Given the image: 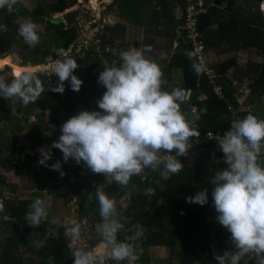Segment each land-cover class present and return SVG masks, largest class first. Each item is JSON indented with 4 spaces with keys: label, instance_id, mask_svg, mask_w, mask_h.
I'll list each match as a JSON object with an SVG mask.
<instances>
[{
    "label": "clouds",
    "instance_id": "obj_1",
    "mask_svg": "<svg viewBox=\"0 0 264 264\" xmlns=\"http://www.w3.org/2000/svg\"><path fill=\"white\" fill-rule=\"evenodd\" d=\"M17 2L0 0V9L11 12ZM262 4L263 0H260L257 6L264 12ZM37 28L29 17L20 24L17 32L31 47L40 43ZM151 51V45L124 51L120 54L119 65H105L98 74V82L106 89L97 100L99 110H81L66 120L61 125L58 140L49 148L42 146L39 149V165L59 171L63 176L60 160L51 165L47 163L52 158V148H56L61 150L63 162L71 158L121 187L127 186L133 176L140 175L145 169L159 170V183L184 169L178 157L188 155L191 138H198L200 130L181 110L188 92L181 87L162 90V68L146 55ZM62 56L63 59L55 62L53 73L57 83L50 91L63 94L67 82L72 91L78 92L83 84V80L74 74L79 65L67 52ZM192 67L197 75L204 71L198 63H193ZM44 90L40 80L33 82L31 71H25L11 83L0 75V96L12 104L17 100L24 104L34 103ZM214 139L228 166L217 171L210 181L214 185L212 202L216 220L231 234L234 249H225L222 254H214V258L218 264H241V261L247 264L246 257L252 255L256 264H264V159H261L264 155V119L249 113L234 121L223 136ZM145 194L156 193L149 186ZM95 199L99 204L102 221L99 235L104 249L97 252L81 244L72 249L73 264L139 259L133 243L118 240L124 223L117 215L115 197L106 194L100 184ZM186 200L203 206L208 203V189L200 190ZM0 210H3L2 202ZM47 217L48 209L43 199L36 198L28 205L25 213L28 225L39 226ZM130 230L134 241L144 235V229L138 223L132 224ZM67 233L69 246L79 242L81 225L72 222Z\"/></svg>",
    "mask_w": 264,
    "mask_h": 264
},
{
    "label": "trees",
    "instance_id": "obj_2",
    "mask_svg": "<svg viewBox=\"0 0 264 264\" xmlns=\"http://www.w3.org/2000/svg\"><path fill=\"white\" fill-rule=\"evenodd\" d=\"M75 1L57 0L54 11L61 12L74 4ZM132 1L151 3L153 0H121L119 3L126 4L131 11V15H134L136 11L134 12L135 6L131 4ZM156 1L161 8V15L174 28L183 22L182 18H176L173 10L174 5L177 3L183 7L182 0ZM249 1H253L257 5L260 0H241V4L238 5H235V0H203V5L206 6L207 10L198 16V28L203 32L204 44L209 48L213 47L215 51L225 52L227 49L247 48L260 51L262 61L255 76L249 78L248 88L250 93L264 95V17L262 12L250 10ZM44 14V10L39 7L38 16ZM1 18L4 29L0 32V56L3 57L5 54L7 55L11 47L12 38L7 36L9 29L14 30L15 37L21 40L23 38L17 32L21 23H12L6 15ZM46 23L50 29L54 30L55 39L62 50L67 52L69 46L77 38L76 26L69 25L65 27L62 23L53 24L48 20H46ZM183 34L184 32L181 30V35ZM221 43H225L226 47L222 48ZM179 44L178 50L170 56L166 67H180L184 84L167 82L162 83L161 87L162 90L166 91H171L173 87H181L185 90L187 88L204 87L206 97L195 102L197 107L204 105V111L200 113L199 119L194 124L200 130V134L205 132L213 134V139L208 142V148L211 151L209 153H198L192 165L186 164L184 157L181 156L180 161L184 164V169L170 177L166 184L159 183L158 178L152 180L147 177L143 178L141 175L133 176L128 184L132 187L128 204L120 215L124 227L118 233V240L125 241L126 238H132L131 225L138 223L143 227L144 235L139 240L134 241L137 245L143 248L165 247L169 249L170 255L176 258L178 264H195L197 256L209 252L213 242L221 254L225 249H233L228 235L216 233L213 230V225L207 220V213L213 208L211 193L214 185L210 181L217 171L228 166L224 161L215 162L222 157V153H220L218 142L214 138L223 136L224 132L230 128L231 107L234 108L236 102L224 83H221L220 86L223 98L216 97L206 80H202L200 75L194 72L192 65L196 61L191 52H184L185 45L182 42ZM23 47L27 49L29 45L24 42ZM104 48L106 49V47ZM74 54L75 56L72 58L79 65L74 74L81 72V79L83 80L81 89L78 92L72 91L70 84L67 82L63 94L50 91V88L57 83L55 74L40 72L35 75V80H40L45 89L34 103H28L32 104L39 112L36 115L35 130H38V124H41L43 116L47 114L50 119L54 120L56 135L60 136L61 125L71 116L78 114L81 110H99L97 100L102 97L106 89L98 82V74L106 64L102 62L95 51L85 52L82 56ZM56 56V54H53L54 58ZM233 64H235L233 58L221 61L216 67L213 66L214 72L223 74ZM114 65H118V63ZM22 66L28 67L31 65ZM4 100L6 99L1 97L0 104ZM16 102L22 106V102L19 100ZM185 105V103L181 105L182 111L185 110ZM249 113L239 111L237 114L238 117H243V115ZM9 115L7 109L0 107V120H7ZM256 116L264 119L262 115ZM31 138L34 139L35 136L31 134ZM193 138H191V141ZM16 142L17 137L13 136L12 148ZM3 149L6 150L8 147L0 143V154ZM261 159H264L263 155ZM35 160V158L28 155H25L22 159H17L13 163L0 159V192L5 175L9 172L16 176L33 173V162ZM57 160L62 163L64 175L61 176L59 171L45 167L44 172L49 178L45 184L48 185L49 190L59 195V191L64 189L69 195L76 197V212L79 217L92 220L93 223H102L99 204L95 199L97 186L102 184L105 193L110 197L114 196L116 202L126 194L124 188L114 181L109 183V180L102 174L91 172L83 164H77L71 158L68 162H63L61 151L52 152L51 161L55 163ZM150 171L151 169H147L145 173L148 174ZM163 184H165L164 189ZM149 186L155 190V195L145 194V190ZM205 188L208 189V203L201 206L187 202V197L194 196L198 191ZM90 196L92 199H89ZM159 199H164L162 205L158 203ZM30 203L29 200L4 201L3 208L6 214L15 216L19 223L14 225L6 222V225L12 230V237L6 239V246L0 254V264H73L72 249L59 245L57 240L60 237L55 239L47 235L49 229L62 234L65 227L44 221L36 227L28 225L25 220V213ZM31 235L40 243L38 246H32L29 240ZM99 238L102 241V238ZM177 243L179 245L178 249H176ZM20 246L25 247L30 253L32 252L33 259H24L18 255L17 251ZM169 264H172L171 259ZM247 264H256L255 257L251 256L247 260Z\"/></svg>",
    "mask_w": 264,
    "mask_h": 264
},
{
    "label": "rangeland",
    "instance_id": "obj_3",
    "mask_svg": "<svg viewBox=\"0 0 264 264\" xmlns=\"http://www.w3.org/2000/svg\"><path fill=\"white\" fill-rule=\"evenodd\" d=\"M56 1L57 0H18L17 4L14 5L11 12L7 11V9H0V23L2 21L1 17L6 15L10 18L12 23H23L27 18L31 17L33 21L38 25L37 31L41 36L40 43L31 47L29 46V48L27 49L23 47V40L15 37L14 30L9 29L7 36L12 38V42L9 52L7 53V55L5 54V56L12 54L13 56L10 57L20 66H45L44 69L40 71L38 70L33 74V81L35 80V75L37 73L46 72L48 74H52L53 71H49L51 69H54L55 62L58 59H63L62 53H65L62 50L60 44L55 39L54 30L50 29L46 23V20H48V15H54L57 13L54 11ZM196 1L202 2V6L206 8V6L203 5V0ZM238 4H241V0H235V5ZM249 6L250 10L261 12L258 9V6L253 1H249ZM39 7L44 10V15L38 16ZM262 7H264V5H262ZM98 8L99 6L94 10H91L92 7L88 3V0H76L75 3L68 8V10L58 12L59 16L63 19L61 22L63 26L67 27L69 25H73L77 28V38L70 45V51H67V53L71 57L75 56L74 53L80 56L89 51H95L97 53V30H94L93 27L97 26L99 23V21L95 20V14L97 13L96 11L98 10ZM107 8H102L104 10H100V17H103V15L107 16L109 14H112L110 13L111 8ZM92 12H96L94 14V17ZM174 13L180 16V13L176 12V8L174 9ZM262 15L264 17L263 13ZM152 23H155L153 19L147 20L148 26L153 25ZM168 26L169 25L161 22L160 30H164V28L168 30ZM3 29L4 25L3 23H1L0 32L3 31ZM143 33L155 34V32L146 29L143 30ZM171 39L172 38L168 36L165 42L168 43V41H170ZM103 49L104 47L100 46L99 50L103 51ZM53 54H56L57 56L54 58ZM210 54H213V51H211ZM212 58L213 60H215L213 66L216 67V65L220 62L218 52H215ZM229 58H234L235 64L229 67L222 74V76H220L219 79L225 82L224 85L227 89L231 90L232 88H234L231 91L234 92L233 96L236 97L238 101H236L237 105L235 106V108H232L233 115H237L238 110H245L247 112L253 111L256 115H262L264 118V102L259 101L258 97L251 95L250 92L246 94L249 82V79L246 78V76L249 75V77L251 78L257 73L259 64L262 61L260 51L254 48H247L236 51L229 50L227 53L223 54L221 60ZM0 75L5 76L8 83H11L14 79L11 73L5 72L1 66ZM76 75L80 78L82 77L81 72H77ZM231 81H233L232 86L230 85ZM243 90L246 92L245 94L247 95V97L242 98V96H240L243 93ZM1 97L3 96H0V98ZM248 99H250L249 102H251L250 106L246 105ZM251 99H255V102H253ZM261 99L264 100V96H262ZM0 107L7 109L10 114L7 120H0V143L3 146L8 147V149L2 150L0 159L8 160L11 163L15 162L17 159H22L25 155L31 156L36 159L33 162V173H29L24 176H16L12 172H9L7 175H5V179H3L4 183L3 185H1L0 202H2L3 204L4 201L7 200H29L32 202L36 198H41L45 201L48 209V217L44 222L55 223V225L58 226L64 225L63 227H65V230L62 232V234H60L56 230L49 229L47 231L48 236L55 239L57 237H60V239L57 240L58 244L67 246L71 249L83 244L89 248L95 249L97 252H102L104 249V245L99 238L101 222L93 223L92 220H87L86 218L79 217L76 212L77 207L75 196L69 195V193H67L64 189H61L59 191V195L54 194L49 190L48 185L45 184L49 178L46 175V172H44L45 166L38 164V160L41 154L39 152L36 153L37 150L35 149L38 148V145H42L57 137L54 120L50 119L47 114L44 115L42 118L43 121L41 122V124H38V130H35L34 124L37 123L36 115H38L39 112L34 108L32 104L22 103L21 106L18 105L17 102L12 104L10 100H4L1 102ZM31 134L35 136L34 139L31 138ZM13 136L17 137V142L12 148L11 141L13 139ZM220 150L221 149L219 148V151ZM210 151L211 150L208 148L207 141L203 142L201 140L198 143L192 142V147L189 149L188 155L183 156L185 160L184 162L188 165H192L194 164L196 155L198 153H209ZM178 159H180V157H178ZM220 161L224 160L222 159ZM215 162H219V160H216ZM47 163L51 165L54 162L50 159L47 161ZM146 170L147 169H145L144 172L140 174L143 178L147 177L152 180L156 178L160 179L159 170L156 172H153L151 170L148 174L145 173ZM168 181L169 179L162 180L161 182L166 184V182ZM165 184H163V189L165 188ZM123 188L126 194L116 202L117 215L119 217L127 207L129 193L132 189L130 185H127ZM158 203L162 205L164 203V199H159ZM216 215L217 213L213 206V208H211L207 213L208 222L213 225V230L216 233L226 234L230 238L231 234L218 223V221L216 220ZM6 222L14 225H17L19 223L15 216L6 214L5 209L3 208V210H0V254L6 246V237L10 235L12 236V230L6 225ZM72 222L79 223L81 225V240L79 242H72L71 246H69L70 240L67 237V227H69ZM29 240L32 243L33 247H36L40 244L34 239L33 235L29 236ZM125 241L134 244V246L136 247V251L139 254V259L135 261H130L127 259L124 261L107 260L106 264H169L170 259L172 260V264H178L176 258L170 255L168 248H143L137 245L132 238H126ZM178 247L179 245L177 243L176 249H178ZM17 254H20L24 259H33L32 252L30 253L29 250H27L25 247L23 248V246L19 247V252H17ZM214 254H221V252L213 242V244L210 246L209 252L205 254H199L197 256V258L195 259V264H218V262L214 258ZM247 260L248 259L246 257V261ZM243 263H245V261H241V264Z\"/></svg>",
    "mask_w": 264,
    "mask_h": 264
},
{
    "label": "crops",
    "instance_id": "obj_4",
    "mask_svg": "<svg viewBox=\"0 0 264 264\" xmlns=\"http://www.w3.org/2000/svg\"><path fill=\"white\" fill-rule=\"evenodd\" d=\"M119 2H121V0H99L98 2L99 8L96 11L97 13L92 12L93 17H94V14L96 13L95 20L99 21L98 25L94 26L93 29L97 30V39H96L98 41V43L96 41V46L98 49L97 55L103 58L102 59L100 57L102 59V62L106 65H114L116 63H118L119 65L121 63L120 54L122 52L133 50V49H143L145 45H151L152 51L149 53H146V55H148L151 59L158 62V64L161 66L162 72H163L162 83L171 82V83L181 84V85L184 84L183 74H182V70L180 67H172V68L166 67L170 56L173 54L174 51L178 50L179 48L178 46L180 45L179 43L182 42L184 44V42L182 41L183 35H181V30L183 31L182 29L183 22L177 25L176 28H174L172 24L168 22L167 19L161 15V11H160L161 8L156 0L151 1V3H147L146 1L144 2L132 1L131 4L135 6L134 12L136 11L134 15H131V11L127 8L128 6L126 4L124 5ZM184 5L185 4L183 2V7ZM107 7L111 8L110 13L112 14H109L107 16L103 15V17H100V14H101L100 10H104L102 8H107ZM183 7L178 3L174 5L173 10L176 8V12L180 13V16L174 13L176 18L178 19L182 18L181 11ZM68 8H66L65 11L68 10ZM206 10L207 9L203 7L202 13L206 12ZM54 15H59V14L57 12ZM148 19H153L155 23H152L153 25L148 26L147 25ZM161 22H163L166 25H169L167 28L168 30H166V28H164V30H160ZM145 29L153 31L155 32V34L154 33L144 34L143 30ZM168 36H170L172 39L168 41L167 43L165 41L167 40ZM100 46L106 47V49L104 48L103 51H100L99 50ZM221 47L222 48L226 47V44L221 43ZM70 48L71 47L69 46V50L67 49V51H70ZM206 48L209 49L210 51L212 50L213 54H215V52H218V51H215L213 47L209 48L206 46ZM229 50H234V49H227V51L225 52H220V51L218 52V57H220L219 59L220 62L226 60V59L224 60H221V59H222L223 54L227 53ZM239 50H242V49H239ZM187 51L189 50L187 49V46L185 45L184 52H187ZM213 54L210 55V60L213 63H215V60H213L212 58ZM220 76H222V74L215 73L213 77V81H210L209 77L204 75V73L200 74V78H202V80H206L207 84L211 86V89L213 90V93L216 95V97L223 98V93L221 91L220 86L222 85L221 83L225 84V82L219 79ZM246 78L249 79L250 78L249 75H247ZM230 85L231 86L233 85V81H231ZM233 89L234 88H232L231 90ZM231 90L229 91L231 95L233 96L234 92H232ZM248 90H247V93L243 90V93L240 96H242V98L247 97L246 94H248L249 92ZM186 91L188 92V99L185 102L186 107H185V110H183V112L185 111L186 118L194 123L199 119L200 113L204 111V105L197 107L195 105V102L203 100L206 97V93H205L204 87L197 88V89L187 88ZM251 95L257 96L259 101L264 102V100L261 99V97L264 95H255L253 93H251ZM234 100L235 102L238 101L236 97H234ZM249 100L250 99L247 100L246 105L250 106L251 102H249ZM251 100L255 102V99H251ZM236 105H237V102H236ZM239 111H245V110H238L237 112ZM248 112L255 114L253 111L252 112L248 111ZM243 116H246V115H243ZM241 118L242 117H238V114L233 115V111L231 107L230 127L234 121L239 120ZM202 134L203 133H201L198 138L194 137L193 140L191 141V144L192 142L193 143L200 142L199 140H201ZM262 152H264V150H262ZM220 153H222V157L217 159L219 160V162L220 160L223 159L222 150H220ZM8 237H12V236L11 235L7 236L6 239ZM149 248H155V247H149ZM17 252H19V248ZM251 256L252 255L248 256L247 259H249Z\"/></svg>",
    "mask_w": 264,
    "mask_h": 264
},
{
    "label": "built area",
    "instance_id": "obj_5",
    "mask_svg": "<svg viewBox=\"0 0 264 264\" xmlns=\"http://www.w3.org/2000/svg\"><path fill=\"white\" fill-rule=\"evenodd\" d=\"M87 1V0H86ZM184 2V7L181 11V16L183 19L182 29H183V42L187 46V49L192 53L196 63L200 64L203 68L204 75L209 77L210 81H213V77L215 75L213 62L210 60L211 51L206 48L202 34L198 28V16L203 11L202 2H197L196 0H182ZM99 0H88V3L91 5L94 10L99 6ZM210 54V55H209ZM212 137V138H210ZM59 136L53 138L51 141L46 142L42 145H38L36 153H40L39 149L43 146L45 148H49L52 145L53 141L58 140ZM213 139V134L211 132H206L201 135V140L211 141ZM199 140V141H201ZM198 142V141H196ZM61 151L56 148H52V152ZM35 153V154H36Z\"/></svg>",
    "mask_w": 264,
    "mask_h": 264
},
{
    "label": "bare ground",
    "instance_id": "obj_6",
    "mask_svg": "<svg viewBox=\"0 0 264 264\" xmlns=\"http://www.w3.org/2000/svg\"><path fill=\"white\" fill-rule=\"evenodd\" d=\"M262 5H264V0H263V4ZM262 5H261V8L264 11V7H262ZM10 56H13V55L9 54L8 56H5V57H1L0 56V66L3 69H5V66H8L10 68L9 73H11L13 78L20 77L22 74L25 73V71H31L32 74H34L38 70L40 71V70L45 68V66H43V65H31V66H28V67H25V66H22V65L20 66L18 63L13 61V59Z\"/></svg>",
    "mask_w": 264,
    "mask_h": 264
},
{
    "label": "water",
    "instance_id": "obj_7",
    "mask_svg": "<svg viewBox=\"0 0 264 264\" xmlns=\"http://www.w3.org/2000/svg\"><path fill=\"white\" fill-rule=\"evenodd\" d=\"M262 13L264 14V12H262ZM47 19L49 22H51L53 24L61 23L63 20L59 15H48ZM68 50H69V48H68ZM4 71L9 73L10 68L8 66H5ZM52 71L53 70L51 69L49 72H52Z\"/></svg>",
    "mask_w": 264,
    "mask_h": 264
}]
</instances>
